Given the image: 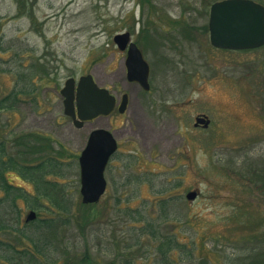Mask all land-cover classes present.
<instances>
[{
  "label": "rangeland",
  "instance_id": "1",
  "mask_svg": "<svg viewBox=\"0 0 264 264\" xmlns=\"http://www.w3.org/2000/svg\"><path fill=\"white\" fill-rule=\"evenodd\" d=\"M28 1L21 9L15 0H0V99L15 93L19 100L0 112V140L11 154L18 147L28 152L29 166L40 156L58 159L61 176L45 179L60 185L71 218L37 229L39 220L59 216L42 209L22 230L30 209L0 190V245L13 247L0 246V264H156L148 225L162 218L163 198L172 203L171 219L160 234L192 254L185 260L174 249L173 264H243L238 251L254 239L241 237L247 215L260 210L264 216V187L252 180L254 170L264 171V46L224 51L210 45L209 9L221 0ZM124 32L148 64V91L126 79L125 51L113 42ZM84 75L117 103L127 94L126 111L74 127L60 90L68 78ZM200 115L210 121L206 128L194 126ZM94 129L108 130L117 150L104 172V194L83 204L78 156ZM5 176L49 205L30 181L14 171ZM190 191L198 195L188 201ZM33 236L39 253L18 254L33 249Z\"/></svg>",
  "mask_w": 264,
  "mask_h": 264
},
{
  "label": "water",
  "instance_id": "2",
  "mask_svg": "<svg viewBox=\"0 0 264 264\" xmlns=\"http://www.w3.org/2000/svg\"><path fill=\"white\" fill-rule=\"evenodd\" d=\"M208 31L210 45L216 49L238 51L256 49L264 46V6L251 0H222L210 7ZM113 42L120 50L127 48L125 67L127 80L137 83L144 91L149 90V67L137 46L130 42L129 33L116 34ZM63 98L64 114L70 117L76 127L91 122L98 117H108L115 109V97L105 88L97 86L91 75L81 76L75 86V80L68 78L60 90ZM127 96L124 95L118 108L125 110ZM206 128L209 120L201 115L195 119ZM117 149L112 134L105 129L93 130L86 147L80 153L79 183L81 202L97 203L106 189L104 171L111 156ZM196 191L186 195L194 200ZM29 212L27 221L35 218Z\"/></svg>",
  "mask_w": 264,
  "mask_h": 264
},
{
  "label": "trees",
  "instance_id": "3",
  "mask_svg": "<svg viewBox=\"0 0 264 264\" xmlns=\"http://www.w3.org/2000/svg\"><path fill=\"white\" fill-rule=\"evenodd\" d=\"M16 3L20 6V8H24L26 2H29L28 0H15ZM19 8L18 11L23 12L24 10H21ZM2 31H0V39L2 41ZM18 94V93H17ZM18 95L15 93H10L4 96L0 99V112L1 111H7L16 108V106L19 103V100L17 99ZM16 147V146H15ZM22 150V147H18L15 149V153L11 154V152H7V146L5 145V140H0V190H2L5 194V198L9 199L11 203H13L17 198H21L25 201L27 207L29 209H33L35 211L44 209L47 213L53 214L56 210V213H59V216H51L48 218H45L43 220L38 221V227H35L37 229L46 230L47 228H50V226L54 223L59 225H66L70 219V210L67 202L65 201L64 196L60 194L62 192V188L58 183L47 181L45 179L46 175H55L60 177L59 173V162L58 159L52 156H46L43 157L40 156V161L36 165H27L24 163L26 160H28V152L25 154ZM29 164V163H28ZM250 167L247 169L249 170ZM7 171H14L16 174L24 178L25 180L30 181L36 190V195L38 196V199H45L48 202V206L40 204L39 201H36L34 198H28L25 194L22 193L20 189H17L16 187H13L12 185H9L6 180V172ZM253 173V181L257 185H261V187H264V171H260L258 169L254 170ZM259 173L258 175H256ZM243 191L241 192L243 195L248 193L247 188H242ZM37 199V200H38ZM159 213L162 214V218L159 222H151L149 223V231L151 232V237L154 242H156L155 250L158 255V261L156 264H173L172 261L168 258L169 252L173 251L174 249H181V252L185 255V260H191L192 254L190 255L185 250H183V246H178L176 243L175 238L172 235H161L160 234V226H162L165 222L170 220L169 217V207L171 206V202L166 199H160L159 200ZM62 213V214H61ZM253 213H256L253 215ZM253 213H249L247 221L245 223L246 226H244V230L246 231L245 234L241 235L242 238H245L247 235L254 239H247L245 240V243H252V247L249 249L240 248L238 253L241 254L238 255L243 257H246L245 262L243 264H264V216L262 215L261 211H255ZM64 214V216H63ZM68 214V215H66ZM66 216V217H65ZM61 217H64L62 219ZM66 220V221H65ZM250 225V227H249ZM2 228V226H0ZM34 234V233H33ZM247 236V238H248ZM32 238H30L31 240ZM35 237L33 236V239L31 241L35 242ZM47 244V243H45ZM192 244L195 246V244L192 242ZM42 252L43 250L40 249ZM237 253V254H238ZM236 254V256H237ZM239 257V258H241ZM20 257H18L19 259ZM21 259V258H20ZM227 262H229L231 259L228 260L226 258ZM30 262L32 263L33 260L31 259ZM236 262V261H235ZM35 264V263H34Z\"/></svg>",
  "mask_w": 264,
  "mask_h": 264
},
{
  "label": "flooded vegetation",
  "instance_id": "4",
  "mask_svg": "<svg viewBox=\"0 0 264 264\" xmlns=\"http://www.w3.org/2000/svg\"><path fill=\"white\" fill-rule=\"evenodd\" d=\"M125 55H126V51H125ZM125 65V64H124ZM128 96V95H127ZM127 104H128V100H127ZM127 104H126V109H127ZM118 103H117V106H116V109L115 110H117L118 111ZM69 120L71 121V123H72V125H73V122H72V120L69 118ZM85 124H83L82 126H81V128L84 126ZM89 135V134H88ZM88 138V137H87ZM86 142H87V139H86ZM86 142H85V144H86ZM85 146V145H84ZM30 211H33V212H35V210H33V209H30L29 211H28V213L26 214V216L24 217V219L22 220V225H20V226H22V230L25 228V226H28V225H30V224H33L36 220H37V215L35 216V218L33 219V220H29V221H27L26 219H27V216H28V214H29V212ZM37 214V213H36ZM20 236V235H19ZM25 237H27V236H25ZM34 243V242H33ZM32 243V244H33ZM3 249H5V250H8V251H11V250H13L12 248L13 247H11V244L10 243H3V244H1L0 245ZM15 249V248H14ZM27 250V249H26ZM30 251H22L21 253H19L20 251H18L17 253L18 254H20V255H28V254H33V256L35 255L34 254V252L35 253H39L38 251H39V249H38V245H35V243L33 244V249H29ZM32 250V251H31ZM19 257V256H18ZM12 261V260H11ZM15 261H19V263L22 261L20 258L18 259V258H16L15 259ZM15 264H17L16 262H15Z\"/></svg>",
  "mask_w": 264,
  "mask_h": 264
},
{
  "label": "bare ground",
  "instance_id": "5",
  "mask_svg": "<svg viewBox=\"0 0 264 264\" xmlns=\"http://www.w3.org/2000/svg\"><path fill=\"white\" fill-rule=\"evenodd\" d=\"M63 101V100H62Z\"/></svg>",
  "mask_w": 264,
  "mask_h": 264
}]
</instances>
